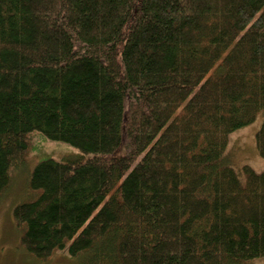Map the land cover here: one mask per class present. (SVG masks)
I'll use <instances>...</instances> for the list:
<instances>
[{
	"label": "trees",
	"instance_id": "1",
	"mask_svg": "<svg viewBox=\"0 0 264 264\" xmlns=\"http://www.w3.org/2000/svg\"><path fill=\"white\" fill-rule=\"evenodd\" d=\"M264 0H0V197L28 135L78 153L36 164L12 218L43 262L264 259Z\"/></svg>",
	"mask_w": 264,
	"mask_h": 264
},
{
	"label": "rangeland",
	"instance_id": "2",
	"mask_svg": "<svg viewBox=\"0 0 264 264\" xmlns=\"http://www.w3.org/2000/svg\"><path fill=\"white\" fill-rule=\"evenodd\" d=\"M261 122L262 117L259 116L251 125L235 131L228 137L224 157L234 169L239 170L243 165H248L255 171L264 173V160L259 157L254 141ZM77 153L75 148L61 142L50 141L39 132L28 135L24 167L12 173L10 186L0 197V264L74 263V259L68 256L65 249L54 252L43 262L29 256L21 248L20 232L13 221L12 209L28 198L27 179L36 164L47 159L60 160ZM246 264H264V259H256Z\"/></svg>",
	"mask_w": 264,
	"mask_h": 264
}]
</instances>
